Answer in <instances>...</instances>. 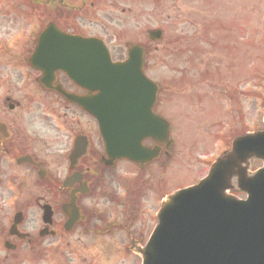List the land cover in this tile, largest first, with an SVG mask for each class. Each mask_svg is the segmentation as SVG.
Returning <instances> with one entry per match:
<instances>
[{"label":"flooded vegetation","instance_id":"af4514ba","mask_svg":"<svg viewBox=\"0 0 264 264\" xmlns=\"http://www.w3.org/2000/svg\"><path fill=\"white\" fill-rule=\"evenodd\" d=\"M122 1L0 0V30L5 31L0 39V264H142L140 250L169 194L166 159L178 138L167 147L162 115L169 119L172 134L185 121L194 125L205 120L210 87L211 98L220 103L211 105L213 116L224 101H233L240 111L246 91L247 98H254L251 57L243 78L233 72L235 55L228 37L236 27L232 20L213 24L212 0L198 9L179 7L192 21L161 27L168 97L158 94L147 111L141 100L137 111L142 122L136 127L155 129L142 140L146 157L136 162L108 153L93 105L100 93L95 86L104 80L95 79L91 58L56 59L59 67L52 72L48 62L41 60L35 67L30 58L40 32L50 24L81 40H103L115 62L127 57L131 45L148 51L155 43L150 27L113 29L114 11L133 10L120 6ZM22 28L36 34L10 38V30ZM62 46L56 41L40 57L58 56L56 48ZM144 62V72L157 81L155 58L147 55ZM67 63L68 71L63 67ZM68 95L87 100L95 112ZM114 106L105 113L110 144L127 146L125 118Z\"/></svg>","mask_w":264,"mask_h":264},{"label":"water","instance_id":"95a60500","mask_svg":"<svg viewBox=\"0 0 264 264\" xmlns=\"http://www.w3.org/2000/svg\"><path fill=\"white\" fill-rule=\"evenodd\" d=\"M142 55L133 47L127 61L109 67L107 74L122 86L138 75L132 83L145 84ZM232 144L207 178L167 199L143 264H264V167L248 175L245 165L254 158L264 161V130ZM234 181L248 199L227 194Z\"/></svg>","mask_w":264,"mask_h":264},{"label":"rangeland","instance_id":"374dc122","mask_svg":"<svg viewBox=\"0 0 264 264\" xmlns=\"http://www.w3.org/2000/svg\"><path fill=\"white\" fill-rule=\"evenodd\" d=\"M10 3L15 0H5ZM211 0H163V3H153L151 0H127L122 2V6L130 4L135 13H122L116 11L117 19L114 23L116 28H125L131 31L133 28H141L142 25L155 28L158 26L186 25L192 21L181 14L179 7H197L210 2ZM212 22L218 19L220 24L224 18L232 20L231 23L236 27L233 33L229 34L234 59L232 60L233 72L238 78H243L245 67L249 65L251 54V65L254 78V98L248 97L247 102L243 103L239 111L233 101L225 102L219 107V114L213 116L211 106L208 109V115L205 114V120L195 123L196 137L185 133L184 137L176 138L174 152L170 159H166L168 170V189L171 190L174 185L186 186V183L194 182V178H202L207 175L211 161L219 156L220 152L230 145L232 137L235 135V128L242 130L248 126L257 125L263 128L264 114V0H212ZM194 9V10H195ZM143 10V11H142ZM184 11V8H183ZM209 11V10H208ZM149 16L146 22L145 19ZM165 17H168L166 20ZM171 28L170 30H172ZM30 28V32H31ZM140 33H142L140 31ZM249 35L247 38L240 39L239 34ZM161 44L158 50H152L151 57L160 59V64L155 74L162 82L167 85L168 72L165 68L164 57L165 48ZM219 103L214 104L216 106ZM179 111L178 106H174V112ZM246 114V117L244 116ZM186 124V123H185ZM179 125V122H178ZM187 125V124H186ZM180 139H182L180 141ZM208 140L209 147L204 149ZM208 160L207 165L204 163ZM252 170L256 171L262 165L261 162L252 161ZM194 177V178H193ZM238 195V194H237Z\"/></svg>","mask_w":264,"mask_h":264}]
</instances>
